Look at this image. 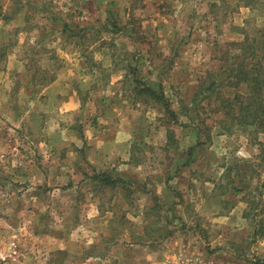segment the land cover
<instances>
[{
	"label": "rangeland",
	"instance_id": "374dc122",
	"mask_svg": "<svg viewBox=\"0 0 264 264\" xmlns=\"http://www.w3.org/2000/svg\"><path fill=\"white\" fill-rule=\"evenodd\" d=\"M251 79L264 0H0V264H264Z\"/></svg>",
	"mask_w": 264,
	"mask_h": 264
},
{
	"label": "trees",
	"instance_id": "16d2710c",
	"mask_svg": "<svg viewBox=\"0 0 264 264\" xmlns=\"http://www.w3.org/2000/svg\"><path fill=\"white\" fill-rule=\"evenodd\" d=\"M247 76V75H246ZM253 83V85H251V90L254 91H249V93H252V95H248L247 97L251 98V100L249 101V104H253L257 109H258V114L256 113V120H260V122L262 124H264V101H262V99L260 100V98L257 96V90L259 85L262 86L261 81H259L258 79H251ZM149 89V88H148ZM151 90L154 94H158L156 93V90L154 89H149ZM261 91V88H260ZM248 93V94H249ZM255 114V113H254Z\"/></svg>",
	"mask_w": 264,
	"mask_h": 264
}]
</instances>
